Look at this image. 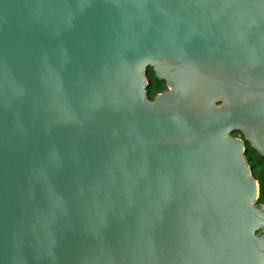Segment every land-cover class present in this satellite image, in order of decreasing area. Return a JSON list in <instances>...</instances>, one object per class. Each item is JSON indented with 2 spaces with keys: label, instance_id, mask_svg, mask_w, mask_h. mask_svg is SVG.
Segmentation results:
<instances>
[{
  "label": "water",
  "instance_id": "obj_1",
  "mask_svg": "<svg viewBox=\"0 0 264 264\" xmlns=\"http://www.w3.org/2000/svg\"><path fill=\"white\" fill-rule=\"evenodd\" d=\"M235 130L264 155V0H0V264H264Z\"/></svg>",
  "mask_w": 264,
  "mask_h": 264
},
{
  "label": "trees",
  "instance_id": "obj_2",
  "mask_svg": "<svg viewBox=\"0 0 264 264\" xmlns=\"http://www.w3.org/2000/svg\"><path fill=\"white\" fill-rule=\"evenodd\" d=\"M147 77L149 80V86L147 89L148 97L153 100L157 94L165 91L168 86L165 80L160 79L157 76L152 66L148 68ZM233 134L235 136L242 137L246 142L247 159L252 167L253 175L260 183V197L258 203L264 204V155L252 146V144L245 138L244 134L240 130H235Z\"/></svg>",
  "mask_w": 264,
  "mask_h": 264
}]
</instances>
